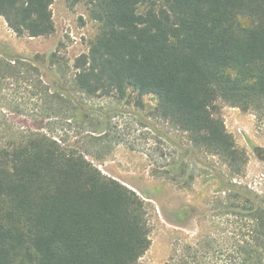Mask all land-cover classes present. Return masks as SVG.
Returning <instances> with one entry per match:
<instances>
[{"label":"trees","instance_id":"obj_1","mask_svg":"<svg viewBox=\"0 0 264 264\" xmlns=\"http://www.w3.org/2000/svg\"><path fill=\"white\" fill-rule=\"evenodd\" d=\"M89 3L101 29L75 62L74 85L88 97L153 95L156 115L193 148L241 172L246 152L215 110L223 102L264 117V0ZM52 4L0 0V15L19 36H47ZM216 177L225 207L252 232L222 264H264V199ZM150 246L145 200L78 149L41 133L0 147V264H141Z\"/></svg>","mask_w":264,"mask_h":264},{"label":"rangeland","instance_id":"obj_2","mask_svg":"<svg viewBox=\"0 0 264 264\" xmlns=\"http://www.w3.org/2000/svg\"><path fill=\"white\" fill-rule=\"evenodd\" d=\"M89 1L53 0L47 36H19L0 15V147L47 134L137 191L151 239L141 264H222L238 234L252 232L225 207L229 191L216 176L264 199V117L218 104L215 116L248 160L232 173L219 154L193 148L187 132L157 116L153 95L88 97L74 77L101 29Z\"/></svg>","mask_w":264,"mask_h":264}]
</instances>
